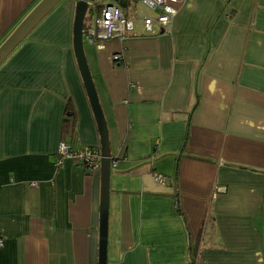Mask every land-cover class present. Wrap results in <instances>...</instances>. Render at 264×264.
Masks as SVG:
<instances>
[{"label":"crops","instance_id":"1","mask_svg":"<svg viewBox=\"0 0 264 264\" xmlns=\"http://www.w3.org/2000/svg\"><path fill=\"white\" fill-rule=\"evenodd\" d=\"M40 1L0 0V45ZM76 5L0 66V264H99L101 171L56 165L62 142L101 145ZM145 9L125 40L84 37L116 163L108 264H264V0H187L170 34Z\"/></svg>","mask_w":264,"mask_h":264},{"label":"water","instance_id":"2","mask_svg":"<svg viewBox=\"0 0 264 264\" xmlns=\"http://www.w3.org/2000/svg\"><path fill=\"white\" fill-rule=\"evenodd\" d=\"M63 0H41L19 23L14 31L0 45V66L14 53L32 31L62 2ZM122 8L127 7L128 0H115ZM91 0H77L74 23V50L84 86L94 113L100 136L101 160V209H100V242L99 264H108V230L109 207L111 192L112 157L110 135L94 83L92 72L87 60L84 43V22L89 11Z\"/></svg>","mask_w":264,"mask_h":264},{"label":"built area","instance_id":"3","mask_svg":"<svg viewBox=\"0 0 264 264\" xmlns=\"http://www.w3.org/2000/svg\"><path fill=\"white\" fill-rule=\"evenodd\" d=\"M146 8L157 13L155 18L145 17L143 23L146 32H151L157 25L163 33L170 34L174 21L187 0H140ZM119 4V3H118ZM97 4L91 2L88 15H93L90 25L84 31V37L90 44H99L100 47L107 41L125 40L135 31V20L127 18L121 9L114 4H104L101 11L97 12ZM120 55H115L114 60L119 61ZM76 160L84 164L91 173L101 171L102 154L100 148L86 147L74 150L65 143H60L56 165L62 166L66 160ZM116 166V163H113ZM155 181L165 183L166 178L160 174H153ZM0 235V248L3 247Z\"/></svg>","mask_w":264,"mask_h":264},{"label":"rangeland","instance_id":"4","mask_svg":"<svg viewBox=\"0 0 264 264\" xmlns=\"http://www.w3.org/2000/svg\"><path fill=\"white\" fill-rule=\"evenodd\" d=\"M98 5L103 4H114L116 7L121 9L123 14L130 19H140L147 12L145 6L141 4L140 0H129V6L126 8H122L115 0H94ZM93 15H87V22H89L90 18H93Z\"/></svg>","mask_w":264,"mask_h":264},{"label":"trees","instance_id":"5","mask_svg":"<svg viewBox=\"0 0 264 264\" xmlns=\"http://www.w3.org/2000/svg\"><path fill=\"white\" fill-rule=\"evenodd\" d=\"M102 7H103V5H97L98 12L101 11ZM87 15H88V14H87ZM86 22H87V16H86V18H85V22H84V31H85V30L87 29V27L90 25L91 18H90V20H89L88 23H86Z\"/></svg>","mask_w":264,"mask_h":264}]
</instances>
